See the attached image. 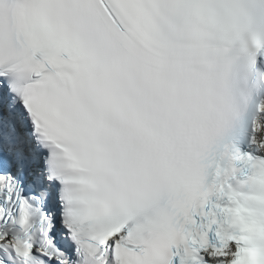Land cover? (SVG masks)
Returning <instances> with one entry per match:
<instances>
[{"label":"snow or ice","instance_id":"6c2138e0","mask_svg":"<svg viewBox=\"0 0 264 264\" xmlns=\"http://www.w3.org/2000/svg\"><path fill=\"white\" fill-rule=\"evenodd\" d=\"M0 264H264V0H0Z\"/></svg>","mask_w":264,"mask_h":264}]
</instances>
